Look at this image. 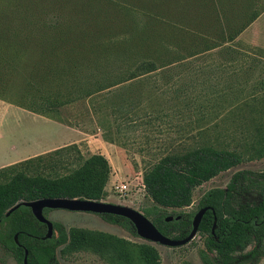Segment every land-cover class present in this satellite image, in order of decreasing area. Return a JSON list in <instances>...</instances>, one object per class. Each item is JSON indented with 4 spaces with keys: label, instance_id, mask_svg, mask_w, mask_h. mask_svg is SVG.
Here are the masks:
<instances>
[{
    "label": "trees",
    "instance_id": "obj_1",
    "mask_svg": "<svg viewBox=\"0 0 264 264\" xmlns=\"http://www.w3.org/2000/svg\"><path fill=\"white\" fill-rule=\"evenodd\" d=\"M50 2V23H47L48 18L37 16L30 22L34 31L46 40L50 29V56H45V59H50V68L42 74L44 80L50 79V96H47L46 92L41 97L44 102L50 100V104L58 105L92 96L134 79L142 72H154L177 61L218 49L226 42L234 41L264 12V0ZM83 4L88 6L87 18L90 21H104L108 26L113 23L114 7L122 9L127 16L143 13L146 16L144 23L131 25L133 34L141 43H153L160 37V30L168 28L175 37L178 30L183 31L191 38L192 45L187 48L186 54H181L182 46H177L176 49L167 48L171 54L168 60H161L157 51H152L150 56L144 59L127 63L125 59L115 56L116 50L111 44L113 37L107 35L112 32V28H109L104 34L107 37L99 41L104 50L98 51L93 45V53L101 54L100 57L93 55V62L97 66L86 69L83 74L80 60L73 57V53L91 50L85 46V29L82 26V20L85 21V18L81 8ZM68 7L73 8L69 10ZM11 11L16 13L20 10L13 8ZM79 14L82 18L78 17ZM92 14L94 17H91ZM133 21H136L134 17ZM13 32L15 33V30ZM14 35L17 36V33ZM97 40L99 39H93L95 43ZM15 41L7 46L0 41V59L12 66L14 71L19 58ZM232 51L234 48L228 47L221 52L225 55ZM29 75L30 79L37 80L35 70ZM238 91L231 87L225 91L220 89L214 92L215 98L207 100H219L222 97L232 99L233 103L238 101L235 96ZM255 95L250 94V103L249 100H243V106L254 110L252 118L256 119L252 141L245 148L247 155L236 149L219 148L205 143L182 152L167 153L147 167L143 174L145 190L153 204L145 207L142 212L163 234L177 239L185 238L193 228L196 213L201 208L208 207L198 231L205 235V248L201 250L205 264H236L240 258L250 263L264 256L263 170L243 169L235 172L226 187L208 190L200 198L194 211L170 210L190 206L194 202L195 189L221 172L244 161L264 157V101ZM0 98L6 100L2 95ZM236 104L242 103L238 101ZM26 108L38 112L33 107ZM256 113L257 117H254ZM65 153H74L78 163L70 170L60 172L61 165L67 161L64 160ZM111 174L112 165L105 154L90 153L85 157L75 143L1 167L0 243L13 254L18 264H25L26 250L28 264H61L58 258L59 249L62 255L91 251L108 264H161L160 252L151 243L135 245L111 233L76 226L67 228L57 221L54 222L53 236L44 238L48 226L36 218L30 207L21 205L7 215V211L20 201L46 197L105 200ZM48 209L44 210L45 215ZM99 215L105 221L120 225L138 236L136 226L129 218L111 213ZM170 215L174 216V219L169 221L167 217ZM216 217L217 227L213 232ZM251 244L252 249L242 253ZM238 252L241 254H236Z\"/></svg>",
    "mask_w": 264,
    "mask_h": 264
},
{
    "label": "rangeland",
    "instance_id": "obj_2",
    "mask_svg": "<svg viewBox=\"0 0 264 264\" xmlns=\"http://www.w3.org/2000/svg\"><path fill=\"white\" fill-rule=\"evenodd\" d=\"M50 3V0H0V41L7 46L16 40L14 44L19 57L15 71L0 59V95L6 98H0L1 161H11L19 152L37 150L32 155L22 154V160H25L75 143L85 157L90 153H103L108 157L112 174L105 201L129 205L142 211L153 204L145 190L144 171L167 153L182 152L207 143L248 154L245 148L252 141L256 119L252 118L254 110L243 106V100H249L250 103V94L255 93L256 97L264 101V12L235 42L228 41L227 46L231 44L234 48L230 54L223 57L215 54L200 64L195 63L193 67L189 57L154 72H142L134 79L92 96L58 105L50 104V100L44 102L41 97L46 92L50 96V79L44 80L42 76L50 68V59H45V56H50V29L46 40L34 31L30 22L37 16L48 18L47 23H50ZM82 6L85 46L91 50L73 53V57L80 60L83 74L86 69L97 66L92 58L95 57L93 55L100 57L101 54L93 53V45L98 51L104 50L99 41L107 37L104 34L109 28H112V32L107 35L113 37L111 44L116 50L115 56L125 59L127 63L144 59L152 51H157L161 60H168L171 54L167 48L182 46L180 52L186 54L187 48L192 45L191 38L183 31L178 30L175 37L168 28H162L160 37L153 43H141L133 34L131 25L144 23L146 16L143 13L135 16L130 14L136 20L133 21V17L114 7L113 23L109 27L104 21H90L87 18L88 6ZM13 8L20 11L12 13ZM68 8L71 10L73 7ZM78 17L82 18L80 14ZM92 38L99 40L95 43ZM223 60L230 66L225 77L208 79L194 75L198 70L208 68V63L210 65ZM34 70L37 80L30 79L29 74ZM234 72H237L236 77H231ZM230 87L239 90L235 96L242 104H236L238 101L231 103L232 99L222 97L219 100H207L215 98L213 94L217 90L225 91ZM3 101L33 107L38 112L5 105ZM254 117H257V113ZM64 160L67 161L61 165L60 172L77 166L74 153H65ZM243 169L264 171V157L244 161L221 172L195 189L194 202L190 206L170 210H196L200 198L208 190L226 187L232 175ZM122 181L130 182L131 191L126 195L114 189V184ZM46 216L53 222H62L67 228L76 226L101 230L125 238L135 245L151 243L160 252L161 264H205L201 256V250L205 248V235L200 232L189 243L171 247L133 235L122 226L109 223L101 215L92 212L48 209ZM252 247L253 244L249 245L242 253H247ZM58 258L61 264H108L91 251L62 255L59 249ZM244 260L240 258L236 264H264V256L250 263ZM0 264H18L13 254L1 243Z\"/></svg>",
    "mask_w": 264,
    "mask_h": 264
},
{
    "label": "water",
    "instance_id": "obj_3",
    "mask_svg": "<svg viewBox=\"0 0 264 264\" xmlns=\"http://www.w3.org/2000/svg\"><path fill=\"white\" fill-rule=\"evenodd\" d=\"M21 205L28 206L38 220L46 223L48 230L44 238H51L54 234V222L44 213L46 208L49 209H67L78 212H92L96 214L111 213L118 214L129 218L136 226L137 233L140 237L153 243H159L171 247L183 246L192 241L199 231V226L208 207L201 208L193 220V228L188 236L182 239L167 236L163 234L156 225L140 210L125 204L109 202L105 200H95L88 198H68V197H46L31 201H20L12 206L7 215H10ZM178 219L180 216L177 217ZM174 216L170 215L167 220H173ZM217 227V217L215 218L213 232ZM18 235H16V238ZM24 263L28 264V251L26 250Z\"/></svg>",
    "mask_w": 264,
    "mask_h": 264
},
{
    "label": "crops",
    "instance_id": "obj_4",
    "mask_svg": "<svg viewBox=\"0 0 264 264\" xmlns=\"http://www.w3.org/2000/svg\"><path fill=\"white\" fill-rule=\"evenodd\" d=\"M237 38L235 40H237ZM235 40L233 42H235ZM227 44H228V42H226L224 45L219 47L217 50L208 51L207 53H201V54H198V55L190 57L191 61L193 62V64L191 63V67H193L195 65V63L196 64H198V63L200 64L205 59H207V58L210 59L215 54H217L218 56L223 57L224 55H222L221 51L223 49H225L226 47H228ZM229 45L231 47H233V45H231V44H229ZM183 65H185L184 62H183ZM208 65H209V63H208ZM208 65H207L208 68H206V69L203 68L202 70H198V72L196 74H194V75H198V77H206L208 79H211L213 77H225L224 75L228 73V72H226V70L228 68L230 69V66H229L228 62H226L225 60H223V61H221L219 63H215V62L213 63L212 62L209 66ZM244 73H247V72L245 71ZM236 74H237V72H234V74L231 75V77H236ZM4 103H6V102H4ZM5 105L15 106V107H17L19 109H24V110L30 111L28 108H26V107H24L22 105H19V104L12 103V102L6 103ZM0 135H1V131H0ZM36 152H37V150L36 151H26L24 153L23 152H19V153H17L18 156L15 159L11 160V161H1L0 160V168L3 167V166H6V165H10V164L15 163V162L17 163V161H22V159H24V158H22V154L27 153L29 155H32V154H34ZM17 158H19V159H17Z\"/></svg>",
    "mask_w": 264,
    "mask_h": 264
},
{
    "label": "built area",
    "instance_id": "obj_5",
    "mask_svg": "<svg viewBox=\"0 0 264 264\" xmlns=\"http://www.w3.org/2000/svg\"><path fill=\"white\" fill-rule=\"evenodd\" d=\"M114 189L121 195H126L129 191H131L130 182L122 181L118 184H114ZM108 192V188H106Z\"/></svg>",
    "mask_w": 264,
    "mask_h": 264
},
{
    "label": "flooded vegetation",
    "instance_id": "obj_6",
    "mask_svg": "<svg viewBox=\"0 0 264 264\" xmlns=\"http://www.w3.org/2000/svg\"><path fill=\"white\" fill-rule=\"evenodd\" d=\"M259 198H261V197H259Z\"/></svg>",
    "mask_w": 264,
    "mask_h": 264
}]
</instances>
